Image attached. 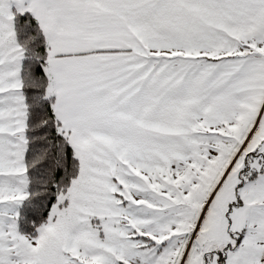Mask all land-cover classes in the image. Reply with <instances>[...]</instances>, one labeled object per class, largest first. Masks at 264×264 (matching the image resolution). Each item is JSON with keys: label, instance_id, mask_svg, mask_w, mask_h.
Masks as SVG:
<instances>
[{"label": "snow or ice", "instance_id": "6c2138e0", "mask_svg": "<svg viewBox=\"0 0 264 264\" xmlns=\"http://www.w3.org/2000/svg\"><path fill=\"white\" fill-rule=\"evenodd\" d=\"M0 264H264V0H0Z\"/></svg>", "mask_w": 264, "mask_h": 264}]
</instances>
